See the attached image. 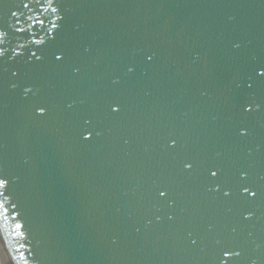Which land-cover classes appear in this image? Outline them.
<instances>
[{
	"label": "water",
	"instance_id": "1",
	"mask_svg": "<svg viewBox=\"0 0 264 264\" xmlns=\"http://www.w3.org/2000/svg\"><path fill=\"white\" fill-rule=\"evenodd\" d=\"M0 176V264H264V0H0Z\"/></svg>",
	"mask_w": 264,
	"mask_h": 264
},
{
	"label": "snow or ice",
	"instance_id": "2",
	"mask_svg": "<svg viewBox=\"0 0 264 264\" xmlns=\"http://www.w3.org/2000/svg\"><path fill=\"white\" fill-rule=\"evenodd\" d=\"M24 7H28L27 4H24ZM53 12L56 11L55 8L52 9ZM13 15H15V13H13ZM42 23V22H41ZM53 27H55V25H53ZM57 59H60V57H57ZM211 175L212 176H216V172H211ZM7 184H8V181L6 178L0 176V189H4L5 191L7 190ZM245 192H249V189L248 188H245L244 189ZM228 193H225V195H227ZM4 195V192H0V197H2ZM161 195H164V193H161ZM250 195L251 196H255L256 195V192H250ZM225 256H228L230 253L228 251H225L223 253ZM235 255L239 256V252H236Z\"/></svg>",
	"mask_w": 264,
	"mask_h": 264
}]
</instances>
